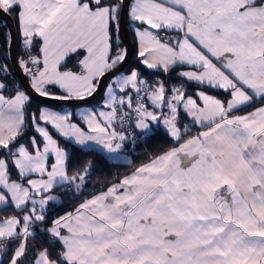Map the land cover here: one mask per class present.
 Segmentation results:
<instances>
[{
  "label": "snow or ice",
  "instance_id": "snow-or-ice-1",
  "mask_svg": "<svg viewBox=\"0 0 264 264\" xmlns=\"http://www.w3.org/2000/svg\"><path fill=\"white\" fill-rule=\"evenodd\" d=\"M0 17L17 24L0 25V264H264V0H0ZM33 94L55 103L32 112ZM154 126L170 146L94 190L59 139L120 158Z\"/></svg>",
  "mask_w": 264,
  "mask_h": 264
},
{
  "label": "trees",
  "instance_id": "trees-1",
  "mask_svg": "<svg viewBox=\"0 0 264 264\" xmlns=\"http://www.w3.org/2000/svg\"><path fill=\"white\" fill-rule=\"evenodd\" d=\"M3 20L0 17V25L3 24ZM16 30L17 24L15 19L13 18ZM129 34L131 36L133 47H134V54L133 58L128 65V70H131L139 65V56L136 54L138 52L136 42L134 36L132 35L131 31L129 30ZM3 40L2 36H0V45H2ZM9 58L8 64L10 66V70L13 74V78L17 81H20L17 73L14 70L13 63L11 60V46L9 49ZM24 56L23 45L21 38L17 35V57L18 61L20 58ZM22 71L23 68L20 65ZM24 73V72H23ZM27 78V76H26ZM161 78H164L163 76ZM28 79V78H27ZM40 104L39 101L34 100L33 107L31 109L32 112L36 111L37 105ZM61 144L68 148L71 152V159L74 169H83L86 166H90L93 170L91 175V189H98L101 185L106 184L110 180H115L118 177L126 175L131 169L128 166L129 163L123 162H113L109 160V158L104 155L102 152L97 150H86L81 149L79 146L73 144L72 142L66 141L63 138H59ZM171 144V140L166 134L164 130L161 128H156L155 131L149 135L148 138L138 143L136 147L135 155H130L131 162L134 164H140L141 162H146L149 160L151 156L159 154L166 150Z\"/></svg>",
  "mask_w": 264,
  "mask_h": 264
},
{
  "label": "water",
  "instance_id": "water-1",
  "mask_svg": "<svg viewBox=\"0 0 264 264\" xmlns=\"http://www.w3.org/2000/svg\"><path fill=\"white\" fill-rule=\"evenodd\" d=\"M1 18L2 19H8L6 17H1ZM8 24L10 26L11 31L15 35L17 33V30H16V27H15L13 19H8ZM123 35H124V38H125L126 47L128 49V58L126 59L125 63L127 65H129L131 60H132V58H133L134 47H133V42H132L131 36L129 34V30L125 31ZM11 60H12V63H13L14 70L17 73L20 81H25L26 82L27 78H26L25 74L23 73V71H22V69L20 67V64H19V61H18V57H17V35H16V38L13 40V42L11 44ZM33 95L35 96V94H33ZM35 100H37L39 102L43 101V103H46V104L55 103V102H52V101H45L44 98H40L38 96H35Z\"/></svg>",
  "mask_w": 264,
  "mask_h": 264
},
{
  "label": "crops",
  "instance_id": "crops-1",
  "mask_svg": "<svg viewBox=\"0 0 264 264\" xmlns=\"http://www.w3.org/2000/svg\"><path fill=\"white\" fill-rule=\"evenodd\" d=\"M134 39H135V37H134ZM135 42H136V40H135ZM136 46H137V50H138V45H137V43H136ZM73 109H71V110H66V111H72ZM80 110H82V109H76V111H80ZM187 122V121H186ZM154 128L156 129V128H161L162 130H164L163 129V127L162 126H154ZM152 133H150L149 135H151ZM74 144V143H73ZM78 146V145H77ZM86 150H97V151H99V152H102L104 155H106L108 158H109V154H107L106 152H104L103 150H101V149H99V148H93V149H86ZM126 154V153H125ZM128 156H130V155H128ZM109 160H110V158H109ZM112 161V160H111ZM114 162V161H113ZM117 162H121V161H117ZM126 163H129V162H126Z\"/></svg>",
  "mask_w": 264,
  "mask_h": 264
},
{
  "label": "rangeland",
  "instance_id": "rangeland-1",
  "mask_svg": "<svg viewBox=\"0 0 264 264\" xmlns=\"http://www.w3.org/2000/svg\"><path fill=\"white\" fill-rule=\"evenodd\" d=\"M68 109L71 110V108H68V107L65 108V110H68ZM123 156H128V154L124 153ZM123 156H121L120 158H115V157L109 156V158H110V160H112L114 162L121 161L123 163H126V162L131 161V157L130 156H128L129 157L128 160L123 159Z\"/></svg>",
  "mask_w": 264,
  "mask_h": 264
}]
</instances>
